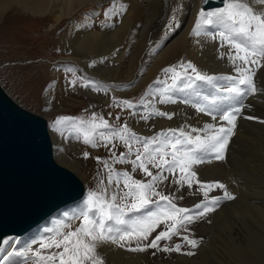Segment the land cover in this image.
Instances as JSON below:
<instances>
[{
  "label": "bare ground",
  "instance_id": "6f19581e",
  "mask_svg": "<svg viewBox=\"0 0 264 264\" xmlns=\"http://www.w3.org/2000/svg\"><path fill=\"white\" fill-rule=\"evenodd\" d=\"M108 1L110 0H0V20L17 8L33 18L48 17L52 20L50 29H55L64 20L66 26L58 46L66 53L63 59H69L73 63L74 75H69V81L76 79L75 85L70 82L68 87L66 85L67 92L71 96L84 93L89 106L95 108L103 105L109 107L111 95L119 98L137 95V103L143 99L148 105L152 100L151 95L158 96L157 90L149 91V85L158 86L155 82L162 79L165 85L171 83L166 74L162 75L163 67L170 68L191 62L201 73L216 77V87L227 84L222 79L223 76L235 75L227 58H220L221 53H226L228 48L221 47L218 38H212L215 30L207 27L202 29L199 36L192 34L201 9V0H117L126 8L122 12L124 14L120 16L121 10L117 13L115 10V15L109 13V18L104 17L99 27L93 29L94 22L104 10V2L106 5ZM87 8L94 11L91 16L94 24L90 27L77 21ZM4 39V43H13V38L6 33ZM58 75L61 81L60 73ZM82 76H88L99 89L93 90L91 86L78 87ZM50 78L56 85L58 77L53 69L50 71ZM254 79L257 92L240 101L242 112L236 121L235 133L230 138L225 159L196 167L195 171L201 181L222 182L236 198L223 201L214 212L195 221L200 223L197 231L203 237L194 250L195 255L187 256L176 252L174 260H160L156 257L148 259L144 252L132 253L112 244L100 245L98 249L102 250L103 256L111 264H264V123L259 122L264 121V67L256 68ZM212 88V84L200 83L195 89L176 91L177 95L174 94V97L202 103L207 99L205 93H211ZM52 90L53 87L48 86L44 94H41L44 105L48 106L46 114L54 107ZM178 98L176 99L179 101ZM154 106L161 111L174 113L173 118L169 120L155 116L144 125L141 121L145 120L140 116H147L148 109L141 107L140 112H135L139 113L137 117L134 113H128L129 128L142 136L157 133L160 128H197L196 118L203 114L197 112L191 104L180 102L159 104L155 101ZM221 106L229 105L225 102ZM178 110H181V115L177 114ZM184 115L188 116L184 118ZM245 116L256 119H244ZM147 125H151L149 129ZM51 143L53 151L57 150L58 155L65 159L57 161L53 153L54 160L74 172L76 164L67 157V151L70 149L72 157L78 158L79 145L71 146L66 143V146L62 138L56 137ZM91 153L93 151L90 149L89 155ZM79 180L83 188V181ZM157 187L158 190H166L170 196L179 198L182 195L179 205L183 206L184 203L190 205L195 199L203 198L200 192L198 194L191 189L177 191L176 185L171 181L168 184L167 180ZM198 187L197 185L196 189ZM172 188H175L174 191ZM212 194L222 196V191L217 189Z\"/></svg>",
  "mask_w": 264,
  "mask_h": 264
},
{
  "label": "snow or ice",
  "instance_id": "6c2138e0",
  "mask_svg": "<svg viewBox=\"0 0 264 264\" xmlns=\"http://www.w3.org/2000/svg\"><path fill=\"white\" fill-rule=\"evenodd\" d=\"M254 2L264 6V0ZM222 3L223 6L214 11H199L192 34L199 36L202 29L214 27L216 31L212 38H218L221 47L228 48L226 53H221L220 58H227L235 75L222 77L227 84L217 88L220 93L218 96L207 98L202 103L187 98L178 101L174 98L175 91L192 90L200 83L213 84L216 80V77L201 73L191 62L182 63L179 65L182 72L176 67L163 69L164 74H170L171 83L166 84L158 92V96L153 97L159 104H191L197 112L210 115L213 120L222 123L219 126L205 124L202 129L191 128L190 131L184 128L162 130L152 137H144L132 131L126 123L114 128L107 120L95 114L89 121L75 120L72 117L57 118L54 121L56 130L61 125H69L72 129L70 134L74 133L77 138H82L85 145L93 148H115L119 141L126 151L117 155L110 148L112 164H130L131 172L116 171L107 161L97 157L98 163H102L108 173V186L114 185L116 191L107 197L106 189L99 193L89 192L82 209L77 214L66 217L68 222H62L54 229H46L50 235L33 240L22 252H8L0 264L4 261L11 262L14 256L32 259L33 264H104L103 257L97 251L103 244L116 245L131 252H145L151 248L187 256L195 255L193 250L199 246V242L191 238L188 225L214 212L223 201L236 198L222 182L201 181L195 167L212 160L225 159L230 138L235 133L236 121L242 112L240 101L247 95L256 94L255 71L258 67H264V11L257 12L240 0H222ZM125 10L122 7L121 13ZM104 15L106 19L109 18L108 12ZM66 71L73 70L69 68ZM70 83L75 85L76 79ZM82 86L99 89L95 82L90 81H85ZM225 102L229 106L221 107ZM114 103L122 109L137 107L129 100ZM139 107L148 108L149 105L142 99ZM173 115L174 113L161 111L153 105L148 115H141L140 118L147 121L152 116H159L171 120ZM243 118L256 119L251 116ZM116 119L119 120L120 117L117 116ZM83 155L87 159L89 153L84 152ZM152 169L157 171L153 172ZM138 171L150 179L134 178L133 174ZM169 175L173 178L172 182L180 187L186 185L192 189L197 184V191L203 195V201L192 208L180 207L175 203V195H165L157 190V185L167 180ZM217 189L222 191V196H210V192ZM179 199H183V196ZM74 220L80 221L75 228L71 223ZM161 225L162 230L150 239ZM174 236L193 250L182 252L184 244L181 243L171 247L161 246V241H169ZM133 241L135 246H131ZM4 243L8 244L9 241L5 240ZM34 244L38 247L34 248Z\"/></svg>",
  "mask_w": 264,
  "mask_h": 264
},
{
  "label": "rangeland",
  "instance_id": "374dc122",
  "mask_svg": "<svg viewBox=\"0 0 264 264\" xmlns=\"http://www.w3.org/2000/svg\"><path fill=\"white\" fill-rule=\"evenodd\" d=\"M108 2L106 3L105 7H107ZM119 3H120L119 1L118 3L117 2L113 3L116 13L118 12V10L119 11L121 10V7L123 5ZM88 10L89 9L87 8L84 11H82L77 21L80 23L81 22L85 23V24L83 23L81 24L86 25L88 27H90L91 24L93 25L95 23L93 25V29H97L99 27V23L104 19V17L101 18V14L103 13V11L100 14L99 20L95 21L94 23L92 21V23L89 25L88 23L90 22L91 18H88L86 16ZM108 13L112 14V12H108ZM116 13H113L112 15H115ZM123 14L124 13L119 15L122 16ZM119 15H117V18H119ZM51 23L52 20H50L48 17L33 18L32 16L23 13L18 8L8 12L6 16H4L0 20V85L2 89L6 92V94L9 95L19 105H21L23 108L33 113L39 114L46 120L47 126L50 127L48 131L50 139L51 136H53V138L55 137L62 138L65 144L67 143L71 146L79 145L78 150L80 151L79 152L80 154L77 156L78 158L72 157L73 152L70 149L67 151V157L74 160L76 164L75 166L76 168L72 173L74 175L76 174L80 179H82L83 185L86 186L85 188L87 192L83 200L84 202L87 199L89 192H93V191L101 192V189L104 187V183L101 184V181H104L103 180L104 167L102 163H98L96 158L99 157L100 160L108 162L107 156H108L109 147L106 148L101 146L98 147L97 150L91 149L93 153H91L88 156V158L85 159L83 153L84 152L89 153L90 149L88 147L79 144V142H77L76 140L70 142L64 139L62 135H67L65 134L64 130L66 128L70 129L69 125H61L62 135H60L59 132L56 130L54 121L59 117H72L75 120L77 118V119L89 121L92 115L95 114L97 117H102L103 119L107 120L109 122V125H111L112 127L117 128L115 124L118 123L125 124L126 122V124L128 125V114H126L127 109H122L121 107H117L114 101H121L120 99L123 100L127 99L131 102H134L135 100L138 102L139 98H135L137 95L135 97L123 96V98L115 97L116 95L115 96L111 95L110 97L111 104L109 107L103 105L102 107L99 106L100 108L99 107L95 108L94 106L92 107L89 106L88 100H86L87 98L84 95V93H82L81 95L78 94L79 96L76 94L75 96L74 95L71 96L69 94V91L67 92L66 85L68 87V84H70L69 75L71 76L74 75L73 63L70 62L69 59H63V57L66 56V53L63 49H59L58 46L60 41V36L63 33L62 31L66 26V22L63 20L60 23V25L55 26V29H50L52 26ZM5 33L13 38L12 44L4 43V40L6 39V38L4 39ZM60 65H63V67H60ZM69 68L70 69L73 68V71L72 72L66 71V69ZM52 69L55 72V75L58 77L56 85L55 82L53 83V80L50 78V71ZM59 73H60L61 81L59 80V75H58ZM84 82L85 79L80 78V82L78 81L77 84L78 87H82ZM48 86L53 87V90L51 92L54 101V107L49 114H46L47 113L46 111L48 110V106L44 105L42 101L43 100L42 95L44 94ZM131 98H135V99L131 100ZM117 116L120 117L119 120L116 119ZM71 135H72L71 136L72 139H75L76 136H73L74 133H72ZM125 151L126 148L124 147V145L123 144L120 145L118 143H116V147L112 150V152H115L116 154L118 153V155L121 152H125ZM53 153L57 161L65 160L58 155L59 152L57 150L53 151ZM110 165L113 166L112 163H110ZM124 166L128 167V169L131 171L130 165L124 164ZM134 178L139 179L136 176H134ZM142 180H148V179H142ZM202 199H204V197ZM175 203L180 207L188 206L186 203H184V206L183 204L179 205L180 203L179 198L175 200ZM198 224L200 223L194 222L190 224L191 226L188 227H190L192 231L193 238L197 240L200 239L198 240V242L200 243L203 237L200 236L197 231ZM177 243L184 244V242L177 237L175 238L173 243H171L170 240L160 242L161 246L167 245L169 247ZM132 246H135V241L132 242ZM97 251L99 255L103 257L104 264H111L109 262V259L103 256L102 250L100 251L99 249H97ZM185 251L187 250H185V248H182V252ZM153 252H155V255H153ZM144 253L146 257H148V259H153L156 257L160 260L163 259L168 260L170 258L171 260H174L178 252L169 253V252L159 251L158 253L157 250L149 248ZM148 264H152V263H148Z\"/></svg>",
  "mask_w": 264,
  "mask_h": 264
},
{
  "label": "water",
  "instance_id": "95a60500",
  "mask_svg": "<svg viewBox=\"0 0 264 264\" xmlns=\"http://www.w3.org/2000/svg\"><path fill=\"white\" fill-rule=\"evenodd\" d=\"M222 0H204L203 6ZM47 122L0 85V239L19 235L82 194L81 182L53 157Z\"/></svg>",
  "mask_w": 264,
  "mask_h": 264
}]
</instances>
